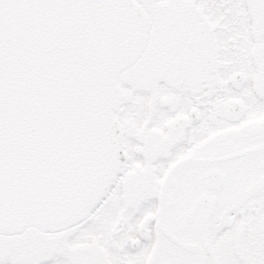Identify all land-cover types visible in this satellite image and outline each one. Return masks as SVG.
<instances>
[{
  "label": "snow or ice",
  "instance_id": "snow-or-ice-1",
  "mask_svg": "<svg viewBox=\"0 0 264 264\" xmlns=\"http://www.w3.org/2000/svg\"><path fill=\"white\" fill-rule=\"evenodd\" d=\"M0 264H264V0H0Z\"/></svg>",
  "mask_w": 264,
  "mask_h": 264
}]
</instances>
